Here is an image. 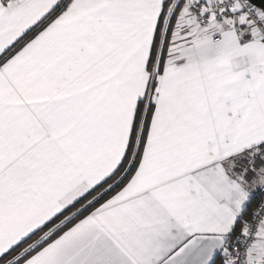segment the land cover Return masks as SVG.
Segmentation results:
<instances>
[{"label":"snow or ice","instance_id":"snow-or-ice-1","mask_svg":"<svg viewBox=\"0 0 264 264\" xmlns=\"http://www.w3.org/2000/svg\"><path fill=\"white\" fill-rule=\"evenodd\" d=\"M0 264H264V0H0Z\"/></svg>","mask_w":264,"mask_h":264}]
</instances>
